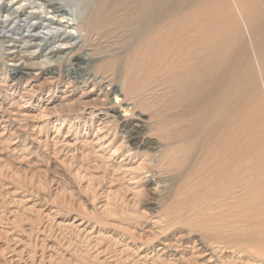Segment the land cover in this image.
Masks as SVG:
<instances>
[{
  "label": "rangeland",
  "instance_id": "374dc122",
  "mask_svg": "<svg viewBox=\"0 0 264 264\" xmlns=\"http://www.w3.org/2000/svg\"><path fill=\"white\" fill-rule=\"evenodd\" d=\"M147 4L107 3L85 85L66 88L70 64L17 81L30 58L0 49V264H264V0ZM92 87L127 95H110L122 119L99 144ZM64 94L73 108L41 119ZM125 130L133 145L111 160ZM128 153L140 196L121 171Z\"/></svg>",
  "mask_w": 264,
  "mask_h": 264
},
{
  "label": "bare ground",
  "instance_id": "6f19581e",
  "mask_svg": "<svg viewBox=\"0 0 264 264\" xmlns=\"http://www.w3.org/2000/svg\"><path fill=\"white\" fill-rule=\"evenodd\" d=\"M116 2L117 0H104L103 8H100L102 7L100 4V7L97 9H95L94 6H92L91 9H88L87 4H84L83 0H70L69 2L66 0H0L1 51L4 48L7 49V51H15L18 53L23 52L27 55V57L30 58L31 61L30 64L26 63V61L21 58L16 61L21 63L19 65L20 72H18L19 77L17 81L21 80V78L25 76L30 75L27 74L26 70L28 69L40 71L44 69L48 71L50 69V71L53 72V69L57 66L61 67L63 64H70L72 67H74L75 72L67 71L63 75L69 80L66 88H69L73 80H79V82L85 85L87 81L82 80L81 73L89 70L92 60L95 59L94 57L96 56L95 49L88 45L89 41L94 34H97L99 30L103 29L110 21V10L109 7H107V3L114 4ZM155 5L156 0H148L146 7L147 9L154 10ZM248 13H253V11ZM149 22L151 23H148L143 28L145 32L152 28V21L149 20ZM131 25H135L137 27L139 22L135 19ZM156 38L157 37H151V42L153 43ZM60 42L64 43L59 45ZM39 56L42 57V59L35 61ZM35 81L36 79L33 77L27 78L25 91H23L20 95L21 99L28 93L27 90L30 89V87H32L30 90L33 89L34 86L32 85ZM100 82L103 85L113 84L112 78L110 76L100 78ZM0 86H2V84H0ZM14 86L15 83L9 85L7 88L12 90ZM98 91L99 92H97V90L92 87L88 91L83 92V97H85L84 99H88L89 96H92L91 94L96 93V99H94V101L100 102L106 107L105 115L96 125L97 127L94 133V138L97 140V144L104 141L106 142L107 138L109 137L107 135L109 134L108 130L119 125L120 120L122 119V116L114 117L113 119L110 116V114L114 113L115 111L112 104H110V95L115 94L116 96H121V101L124 103L127 101V95L118 90H112L110 92L104 89H99ZM69 101V95L64 94L61 97L58 105L55 106L54 104L55 107L52 109V107H50L52 103L50 100H47V104L40 108V118L42 119L46 117L49 115L48 113L50 111H55L59 108H73V104ZM86 102L87 101L85 100V103ZM129 105H132V108L127 110L129 113H131V116L134 117L136 106L132 103H129ZM144 116L145 114L140 112L136 117L138 118L141 125L145 123ZM53 123L56 127L57 125L64 124L65 120L57 117L54 119ZM122 138V142L118 148L109 156L111 160L114 158L118 150L122 149L123 147L127 148L133 145L132 142L134 137L132 136V131H126ZM131 155L132 154L128 153L125 155L127 158L121 159V171L130 177V185L134 186L132 188L133 190H136L135 192H131H133L136 196H140L143 193V189H139V185L141 184V176H138L136 171L134 172L131 166L129 167L124 164L125 161L129 163L133 162V159L131 160L130 158ZM144 165H146V163L141 162L138 168L143 169ZM241 238L245 240L251 239L246 235L241 236ZM194 257L202 258L204 256L202 254H197Z\"/></svg>",
  "mask_w": 264,
  "mask_h": 264
}]
</instances>
